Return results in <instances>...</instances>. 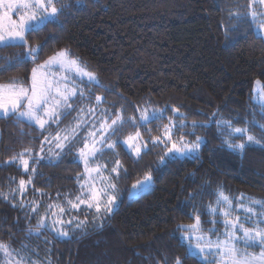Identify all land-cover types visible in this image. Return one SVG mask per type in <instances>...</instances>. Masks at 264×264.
I'll return each instance as SVG.
<instances>
[{
  "label": "trees",
  "instance_id": "16d2710c",
  "mask_svg": "<svg viewBox=\"0 0 264 264\" xmlns=\"http://www.w3.org/2000/svg\"><path fill=\"white\" fill-rule=\"evenodd\" d=\"M61 3L71 7L57 22L28 36V47L46 45L38 59L4 72L0 84L28 87L32 68L61 50L94 73L99 83L86 84L83 98L73 99L70 114L44 130L15 116L0 117V243L30 262L45 264H176L178 258L181 264H206L189 255L182 225L193 224L199 214L203 233L220 234L221 211L210 214V206L218 207L219 192L233 201L234 208L241 199L264 201V147L252 144L243 153L233 152L223 143L227 130L216 123L225 120L249 127L264 141L259 127L264 125V105L254 93L257 80L264 92V38L248 29L249 0ZM26 52V47L3 48L0 59ZM96 96L102 97L99 106L122 113L125 120L142 107L164 112L162 120L146 127L126 124L112 137L120 142L117 148H102L100 158H110V164L119 159L123 167L114 177L117 205L101 213L68 206L84 178L78 154L82 137L71 139L52 157L45 153V143L73 122L79 107L96 106ZM180 114L187 119L175 122L185 128L175 131L174 139L184 135L190 142L199 136L205 144L199 159L162 165L159 158L166 146H154L151 139ZM137 131L148 145V154L142 152L140 159L121 142ZM20 153L29 160L28 172L19 163ZM148 172L152 187L130 200L132 185ZM29 177L32 183L21 192L19 181ZM50 205L64 207L65 213ZM41 218L48 227H38ZM57 219L64 223L53 225ZM69 226L73 232L65 238L53 231Z\"/></svg>",
  "mask_w": 264,
  "mask_h": 264
},
{
  "label": "snow or ice",
  "instance_id": "6c2138e0",
  "mask_svg": "<svg viewBox=\"0 0 264 264\" xmlns=\"http://www.w3.org/2000/svg\"><path fill=\"white\" fill-rule=\"evenodd\" d=\"M79 3V0H77ZM261 4H264V0H259ZM60 3V7L57 4ZM5 6V0H0V7ZM71 7L61 3V0H7L6 8L3 14H0V50L8 47H26L27 52L22 56H16L14 59L3 58L0 59V75L4 72L18 69L22 65L29 61L35 62L38 59L39 54L43 51L44 46L28 47V36L32 33L43 31L49 23H54L59 20V17L64 14V9ZM12 14H18L16 19L13 18ZM255 15V13H253ZM239 17L237 20L239 21ZM75 69L77 74L81 77L86 76L89 81L99 83L93 73L84 71L80 68L77 61L71 59L66 50H61L55 54L49 56L44 63L39 64L37 67H33L31 70V87L25 88L22 85H18L17 82H11L9 84H0V117L11 118L15 116L18 121L26 120L31 126L33 124L38 125L41 130L45 129L46 125L51 123H57L61 119V116H67L70 113H61V108H71L72 104L69 102L71 97L77 95L75 87L69 88L66 81V77L57 80L52 75L53 69ZM257 84L260 82L257 81ZM79 95L83 98L84 93L81 91ZM95 100L97 104L101 103L102 97L96 96ZM83 111V109H81ZM89 111H93L89 109ZM173 112H178V109H172ZM164 113L161 110H154L149 116L147 110L139 117L141 126H147V123L153 120H162ZM114 117V118H113ZM187 117L180 114L173 119H169V123L163 126L161 135L156 136L152 139L154 146L158 144H164L166 146L165 155L161 156L160 163L167 164L169 162L178 161L181 159H199L200 149L205 144V141L196 136L194 141H187L184 135H180L174 139V129L179 131L185 128L184 123H180L177 127L176 120H186ZM110 121V122H109ZM136 125V118L129 117L125 120L124 115L120 112L112 113L108 112L105 114V118L99 123V125L93 124L92 130L88 132V137H91V143L85 139L82 148L80 149V158L84 161L85 171L96 172L99 174V167L89 168V158H94L98 153L102 154L101 149L106 146L108 149L115 150L120 143L119 141H112V137L119 134V130L122 129L126 124ZM217 127L227 130L226 138L223 143L233 152L243 153L246 146L248 145H259L264 147V141L256 138L251 134L249 127H236L231 121L218 120L216 121ZM80 122L77 121L76 127H79ZM264 130V125H259ZM195 128V123L193 124ZM99 136L97 137V134ZM76 129L71 130L72 139H75ZM69 133L61 138L60 134L57 133L53 139L57 141L56 147L63 149L64 145L61 143V139L69 140ZM47 140V137H45ZM141 133L137 131L135 136H128L127 139L123 140V145L127 146L130 153L137 159L141 158V153L148 154L147 143H141ZM239 140L240 142H236ZM112 141V142H110ZM50 142V141H49ZM100 144V147H97ZM170 144V147L167 145ZM43 151V149H41ZM169 153L171 155H169ZM118 155V153H117ZM167 157V159H165ZM17 157L12 158L14 162ZM19 163L23 166L25 172L29 171V160L24 158V154H19ZM35 163V162H34ZM122 164L119 159L115 160V166L111 168L112 173H116L117 177L120 175ZM126 171V170H125ZM31 172L35 173L36 168L32 167ZM126 178V177H125ZM27 184L32 183V177H29L27 181L21 179L19 181V189L21 192L25 190ZM114 183H107L105 188L115 189ZM152 187V176L151 172L145 174L143 180L137 181L136 184L132 185V191L129 193V199L139 197L141 193L148 191ZM106 194L104 189L97 190L94 187L89 188V194L86 197L77 196L75 202L69 200L68 203L72 209H79L81 204H87V207L93 208L95 206L96 212L101 211L100 199L101 195ZM115 196L109 195L107 199L106 210L112 211V206L115 204ZM195 200V196L191 197ZM216 204L220 207L212 208L210 206V214L215 215L218 211L224 217V226L226 229L225 239L217 237L216 240H212L211 235H215L214 230H209V235H204L201 229L200 215L197 214L195 222L187 226V232L194 236L197 243L193 247L192 244L188 245V253L191 256H209L213 255L212 249L215 248L216 255L220 256V264H264V250L259 255L249 254L247 251H241L236 247L239 240H243L245 247L251 246H264V201L252 200L251 205H244L240 203L233 207V201L225 195L223 192L217 194ZM227 208L224 209L223 206ZM252 205L259 206L260 211ZM59 209L61 214L65 213V208L60 205L49 206ZM237 209L242 210L246 215V219L242 221L239 215L235 218H230L233 211ZM35 211V209H33ZM55 216L56 212H52ZM256 216L257 219L253 222L252 217ZM62 219L53 221L55 224H63ZM68 224L72 223V220L67 221ZM251 223L252 226H246ZM39 228H46L48 225L44 223V219L38 224ZM77 228L80 225H76ZM181 228V231H184ZM53 231H57L58 236L61 238L68 237L69 233L65 230H57L53 227ZM240 233L241 235H237ZM189 237H184L188 239ZM207 250V251H206ZM0 252H3L6 256L9 255V248L7 245L0 243ZM16 264H22V260H18ZM176 264H181V260L178 258Z\"/></svg>",
  "mask_w": 264,
  "mask_h": 264
},
{
  "label": "rangeland",
  "instance_id": "374dc122",
  "mask_svg": "<svg viewBox=\"0 0 264 264\" xmlns=\"http://www.w3.org/2000/svg\"><path fill=\"white\" fill-rule=\"evenodd\" d=\"M249 3H250V10L248 12V20H249L248 21V29H252L257 35H259V36L264 38V4H261L259 2V0H249ZM6 4H7V0H5V6L4 7H0V14H3V12L5 11ZM253 13H255V15H253ZM10 15H13L14 19H16L18 17V14L10 13ZM71 59H73V58H71ZM74 60H76V59H74ZM76 61H77L78 65L80 66V68L82 70L90 72L78 60H76ZM52 76H54L57 80H61V78L66 77V81H63L61 86H63V84L66 83L67 87H69V88L75 87V89L77 91V95L71 97V99L69 101L72 104V107L71 108H61L59 110L61 113H64V112L68 113L69 111H71V109L73 108V99L76 98L81 91L85 95L84 88H85L86 84L95 83V82L89 81L86 76L81 77L79 74H77L75 69L61 70V69L56 68V69H53L52 75L49 78H52ZM95 77H96V75H95ZM96 80H97V78H96ZM257 81H259V80H257ZM256 82L254 84L255 98H256V100L259 103L264 105V92H263V89H262V83L259 81L260 83L257 84ZM24 87L25 88H30L31 87V82H30V85L28 87H26V86H24ZM86 95L90 96V94H86ZM95 105L96 106H92V107H83V108L79 107V109H77L76 112L74 113L73 122H71L70 124L66 125L65 127H63L62 129H60L57 132V133L60 134L61 138L65 135L66 132L70 134L69 135V140L65 141V140L61 139V143H63L64 147L66 145H68V142L72 139L71 130L73 128L76 129V133H77L75 135V138L77 136H79V138L82 137L83 141H85V139H87L88 142L91 143L92 138L88 137L87 134H88V132L90 130H92L93 124L99 125V123L105 118V114L108 113V112H111L109 108H102L97 103ZM81 109H83V111H81ZM89 109H92L93 111L90 112ZM145 109L147 110V114L149 116H151V114H152V112L154 110H160V109L153 108V107H142V108H140L135 115L131 116V117H135L136 118V125L137 126L139 124H141V122L139 120V117L142 114V112H144ZM77 121L80 122L79 127H76ZM36 126H38V125H36ZM47 126L48 125H46L45 127H47ZM175 131L176 130L174 129V133H175ZM161 133H162V131H161ZM98 136H99V133L97 134V137ZM131 136H135V134H133ZM53 137L50 138L45 143V153H46L47 157H52L55 153H57L58 151L62 150V149L56 147L57 141L55 139H53ZM125 139H127V138H125ZM125 139H122L121 142H123V140H125ZM151 141H152V139H151ZM140 142L141 143H146L143 139ZM170 146L171 145L168 144L167 147H170ZM97 147L99 148L100 144H97ZM124 147L127 149L126 145H124ZM103 148L108 149L106 146H104ZM128 151H130V150H128ZM79 152H80V150H79ZM79 152H78V154H79ZM99 155H100V153H98L94 158H92V157L89 158V168H97V167H99V169H100L99 174L96 173V172H91L90 174H89V172H86L85 171L84 161L80 158V160L82 161V163L84 165L85 173H84L83 181L80 182V193L77 196L86 197L89 194V188L90 187H94L97 190L104 189L106 194L102 193L101 199H100L101 211L99 213H101V212L106 210L108 196L109 195H114V196L116 195L115 194V189L105 188V185L107 183H109V182L115 184L114 177L116 176V173H112L111 172V168L113 166H115V162L113 161V163L110 164L109 163L110 162V158H108L109 160L108 159H102V158L99 157ZM169 155H171V154L169 153ZM79 157H80V155H79ZM77 196H75V198ZM75 198H69V200H72V201L75 202ZM115 198H116L115 199V204L112 206V209L117 205V197L115 196ZM251 202L252 201H250V200L241 199L239 204L243 203L244 205L247 206V205H251ZM68 206H69V208H71V205L69 203H68ZM252 206L254 208H256L258 212L260 211L259 206H257V205H252ZM218 207H220V206H218ZM218 207H216V208H218ZM223 208L226 209L227 206L224 205ZM84 209L96 211L95 206L93 208L89 209L87 207V204H81L79 209H75V210H84ZM236 215H239L240 219L242 221H244L246 219V215L247 214H245L242 210L237 209L236 211L232 212L230 218L234 219ZM222 217H223V215H222ZM256 219H257L256 216L252 217V221L253 222ZM222 222H223V226H224V217H223ZM65 226L67 227L68 225L65 224ZM187 226H188L187 224L186 225H182V228L185 229L182 232V237H183V240L185 241L187 247H188L189 244H192L193 247H194L195 244L197 243V241L195 240L194 236H191L187 232V230H186ZM246 226H252V224L249 223V224H246ZM229 230L230 229H226L225 226H224V228H223V230L221 231L220 234H218L216 237H212L211 236L210 238L212 240H216L217 237H219L220 239L223 240V239H225V235L224 234L226 233V231H229ZM65 231H67V232H69V234H71L73 232V228L71 226H69V228L66 229ZM203 234L204 235H209V234H206V233H203ZM237 235H241V234L237 233ZM184 237H189V238L188 239H184ZM236 247L239 248L242 252L243 251H247L249 254H254V255H259V253L262 250H264V246H251V247H247L246 248L242 239L237 242ZM212 251L214 253L213 255H209V256H206V257L205 256H198V257L200 259H202L204 262H206V264H220V256L215 254L216 253L215 248H213ZM13 260H17V258L11 257L10 254L6 256L2 252V257L0 256V263L1 264H16V261L12 262ZM26 261H29V260L26 259ZM31 263L32 262H30V264Z\"/></svg>",
  "mask_w": 264,
  "mask_h": 264
},
{
  "label": "crops",
  "instance_id": "0c3cea01",
  "mask_svg": "<svg viewBox=\"0 0 264 264\" xmlns=\"http://www.w3.org/2000/svg\"><path fill=\"white\" fill-rule=\"evenodd\" d=\"M9 254L11 257L13 258H17V260H13L12 262L14 261H18V260H22V264H30V262L26 261V258L25 257H22L21 254H19L17 251L11 249L9 246ZM0 256L2 257V252H0ZM1 264V263H0ZM31 264H45L44 262L42 261H39V260H34Z\"/></svg>",
  "mask_w": 264,
  "mask_h": 264
}]
</instances>
